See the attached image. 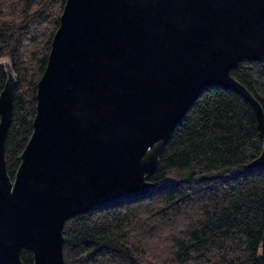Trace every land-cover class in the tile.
Returning <instances> with one entry per match:
<instances>
[{"label":"water","instance_id":"obj_1","mask_svg":"<svg viewBox=\"0 0 264 264\" xmlns=\"http://www.w3.org/2000/svg\"><path fill=\"white\" fill-rule=\"evenodd\" d=\"M264 65V0H66L37 82L14 178L6 139L18 75L0 91V264H64L68 218L138 196L178 122L207 88L240 93L264 139V107L232 73ZM252 166L264 167V149Z\"/></svg>","mask_w":264,"mask_h":264},{"label":"trees","instance_id":"obj_2","mask_svg":"<svg viewBox=\"0 0 264 264\" xmlns=\"http://www.w3.org/2000/svg\"><path fill=\"white\" fill-rule=\"evenodd\" d=\"M65 1L0 0V91L7 63L18 75L6 139L12 178L32 133L37 82ZM231 73L264 107L262 62L244 58ZM263 149L251 103L232 89L210 86L147 175L163 183L66 220L64 264H264V167L252 166ZM22 258L33 262L25 248Z\"/></svg>","mask_w":264,"mask_h":264},{"label":"flooded vegetation","instance_id":"obj_3","mask_svg":"<svg viewBox=\"0 0 264 264\" xmlns=\"http://www.w3.org/2000/svg\"><path fill=\"white\" fill-rule=\"evenodd\" d=\"M26 250H29V249H27V248H25ZM22 251H23V248L21 249V251H20V256H21V259H22V261H23V263H24V260H23V258H22ZM29 251H31L32 252V250H29ZM32 254H33V252H32ZM33 262H34V255H33ZM33 262H32V264H33ZM25 264V263H24Z\"/></svg>","mask_w":264,"mask_h":264},{"label":"rangeland","instance_id":"obj_4","mask_svg":"<svg viewBox=\"0 0 264 264\" xmlns=\"http://www.w3.org/2000/svg\"><path fill=\"white\" fill-rule=\"evenodd\" d=\"M174 177H175V175L172 176V178H174Z\"/></svg>","mask_w":264,"mask_h":264}]
</instances>
